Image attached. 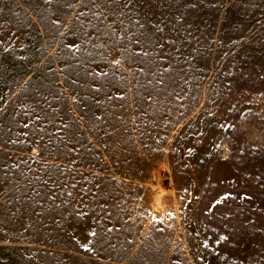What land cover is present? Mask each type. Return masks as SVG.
I'll return each mask as SVG.
<instances>
[{
    "label": "rangeland",
    "instance_id": "obj_1",
    "mask_svg": "<svg viewBox=\"0 0 264 264\" xmlns=\"http://www.w3.org/2000/svg\"><path fill=\"white\" fill-rule=\"evenodd\" d=\"M0 264H264V0H0Z\"/></svg>",
    "mask_w": 264,
    "mask_h": 264
}]
</instances>
